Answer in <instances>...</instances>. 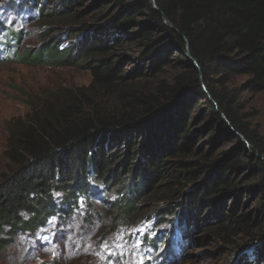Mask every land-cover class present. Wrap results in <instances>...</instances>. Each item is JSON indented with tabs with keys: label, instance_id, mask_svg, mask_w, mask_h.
<instances>
[{
	"label": "trees",
	"instance_id": "16d2710c",
	"mask_svg": "<svg viewBox=\"0 0 264 264\" xmlns=\"http://www.w3.org/2000/svg\"><path fill=\"white\" fill-rule=\"evenodd\" d=\"M154 1L158 10L153 0H26L44 21L75 31L77 44L64 48L57 39L17 59L84 62L92 81L56 90L26 118L5 122L11 168L0 180V249L6 234L69 215L83 196L104 197L117 221L137 225L147 191L160 190L165 206L156 213L164 222L175 209L174 223L195 227L202 207L218 203L211 231L225 242L243 235L234 254L253 248L234 264L264 258V135L240 114L239 91L228 87L233 76L247 75V87L264 88V0ZM0 44L7 51L17 41L6 36ZM133 49L138 56L128 54ZM130 59L138 66L126 71ZM174 60L180 72L140 84ZM196 91L214 117H227L238 152L195 154L199 138L188 123ZM242 166L253 169L245 188L234 177ZM246 192L259 199L252 209Z\"/></svg>",
	"mask_w": 264,
	"mask_h": 264
},
{
	"label": "rangeland",
	"instance_id": "374dc122",
	"mask_svg": "<svg viewBox=\"0 0 264 264\" xmlns=\"http://www.w3.org/2000/svg\"><path fill=\"white\" fill-rule=\"evenodd\" d=\"M38 8L26 0H0V39L13 35L17 41V45L7 51H3L0 44V180L11 168L5 154L8 141L5 122L26 118L32 107L41 104L56 90L63 87L76 89L88 86L92 81L91 71L85 68L84 62L71 64L65 61L55 63L44 58L41 61L17 59V53L33 54L57 39L62 41L64 48L74 42L77 44L75 31H68L67 27L50 20L44 21ZM134 48L137 49L136 46ZM133 51L128 54L138 56L135 54L138 51ZM112 55L118 56L119 52ZM179 65V61L174 60L163 73L152 72L140 84L169 78L180 72L177 69ZM137 66L138 62L130 59L124 68L128 71ZM200 80V86L206 92V83L202 77ZM248 82L247 75H237L232 77L228 87L239 91L237 109L240 114L264 135V88L247 87ZM194 99L196 103L192 105L188 124L192 134L199 138L195 154L201 156L204 152L216 150L238 152L239 142L225 128L229 125L227 117L222 113V122L214 117L200 91L194 93ZM113 101L114 95L108 97L107 104L110 106ZM237 136L243 139L240 134ZM252 170L247 166L235 170L234 177L238 183L243 182V188L252 183ZM111 188L116 190L118 185ZM149 192L138 212V215L142 214L137 221L139 223L129 226L110 214L112 211L108 209H113V206L102 202L104 197L102 200L94 197L85 200L83 196L69 215L57 213L36 230H18L12 237L6 234L7 241L0 249V264H140L141 259L143 264H234L241 257L250 258L253 255V248L244 249V253L239 255L238 252L234 254L233 249L244 243L243 235L225 242L211 231L214 221L211 213L215 212L218 203L208 208L203 206L199 225L190 227L185 223H174L176 218L173 217L180 216L175 209L172 222H164V217L156 213L157 209L165 206L159 198L162 192ZM114 196L115 193H111L108 198ZM244 197L248 209H252L259 200L251 192H246ZM226 201L230 206L232 201ZM137 240L141 241L138 247ZM257 262L256 259H248L247 264ZM258 264H264V258Z\"/></svg>",
	"mask_w": 264,
	"mask_h": 264
},
{
	"label": "snow or ice",
	"instance_id": "6c2138e0",
	"mask_svg": "<svg viewBox=\"0 0 264 264\" xmlns=\"http://www.w3.org/2000/svg\"><path fill=\"white\" fill-rule=\"evenodd\" d=\"M140 243H141V241L137 240L136 246L138 247ZM105 247H107V244H105ZM140 264H143V259H141Z\"/></svg>",
	"mask_w": 264,
	"mask_h": 264
},
{
	"label": "water",
	"instance_id": "95a60500",
	"mask_svg": "<svg viewBox=\"0 0 264 264\" xmlns=\"http://www.w3.org/2000/svg\"><path fill=\"white\" fill-rule=\"evenodd\" d=\"M153 5H154V8L158 10V7H157V5H156V3H155L154 0H153ZM164 20L167 21L166 18H164ZM187 55H188V52H187ZM194 63H195V65H196V62H194ZM244 141H245V140H244Z\"/></svg>",
	"mask_w": 264,
	"mask_h": 264
}]
</instances>
